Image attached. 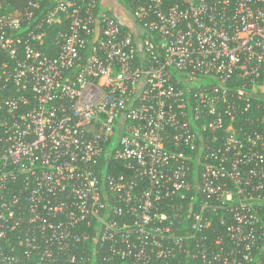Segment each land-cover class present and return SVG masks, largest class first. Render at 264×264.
<instances>
[{
    "label": "built area",
    "instance_id": "1",
    "mask_svg": "<svg viewBox=\"0 0 264 264\" xmlns=\"http://www.w3.org/2000/svg\"><path fill=\"white\" fill-rule=\"evenodd\" d=\"M23 1L0 0V264H264V0H130V24Z\"/></svg>",
    "mask_w": 264,
    "mask_h": 264
},
{
    "label": "crops",
    "instance_id": "2",
    "mask_svg": "<svg viewBox=\"0 0 264 264\" xmlns=\"http://www.w3.org/2000/svg\"><path fill=\"white\" fill-rule=\"evenodd\" d=\"M101 5L102 8L106 9L107 11L112 12L115 16H118V12L116 11V9L118 11L122 10V8L124 6H127L125 0H118L117 3H115L113 0H101ZM128 7V6H127ZM129 8V7H128ZM120 19V18H119ZM121 20V19H120ZM122 21V20H121ZM123 22V21H122ZM130 22H131V18H130ZM125 23V22H123Z\"/></svg>",
    "mask_w": 264,
    "mask_h": 264
},
{
    "label": "rangeland",
    "instance_id": "3",
    "mask_svg": "<svg viewBox=\"0 0 264 264\" xmlns=\"http://www.w3.org/2000/svg\"><path fill=\"white\" fill-rule=\"evenodd\" d=\"M113 1H114L115 3L118 2V0H113ZM116 11L118 12V16H119V18H120L123 22L130 24L131 10H130L127 6H124V7L122 8V10H120V11H118V10L116 9ZM115 141H116V143L118 142V140L116 139V137H115Z\"/></svg>",
    "mask_w": 264,
    "mask_h": 264
},
{
    "label": "trees",
    "instance_id": "4",
    "mask_svg": "<svg viewBox=\"0 0 264 264\" xmlns=\"http://www.w3.org/2000/svg\"><path fill=\"white\" fill-rule=\"evenodd\" d=\"M14 4H16V6L18 7V8H21L22 7V5H23V0H17L18 2H16V0H11ZM126 2H127V5H129L130 4V0H126ZM58 28H59V26H57ZM56 27V28H57ZM55 30V29H54ZM53 32H55V31H52V33ZM50 47V45H47V47ZM109 170H110V168H109ZM122 170V167H118V168H116V171H115V173H117V172H119V171H121ZM112 171V170H111Z\"/></svg>",
    "mask_w": 264,
    "mask_h": 264
}]
</instances>
